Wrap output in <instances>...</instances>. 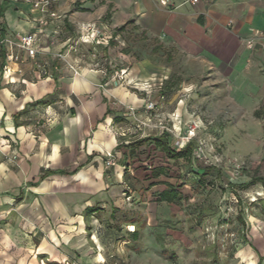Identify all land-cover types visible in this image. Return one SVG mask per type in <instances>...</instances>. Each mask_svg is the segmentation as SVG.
<instances>
[{
	"label": "rangeland",
	"instance_id": "obj_1",
	"mask_svg": "<svg viewBox=\"0 0 264 264\" xmlns=\"http://www.w3.org/2000/svg\"><path fill=\"white\" fill-rule=\"evenodd\" d=\"M88 45H81L85 58L91 59L87 61L99 60L112 75L119 67L113 65L114 52L111 60ZM121 52L118 60L128 66L135 54L129 47ZM157 62L165 65L163 71L149 72L146 86L139 79L120 84L154 103L147 114H158V125L169 129L175 149L185 145L183 140L193 141L191 157L174 161L147 143L130 151V171L121 179L91 178L82 170L72 176L53 175L45 182L44 196L23 194L0 208V242L32 240L36 264H254L253 245L264 249L256 238L264 240V188L251 179L253 174L264 175V115L257 118L253 112L264 108V79L254 86L211 65L202 77L180 80L163 56ZM137 138L133 135L129 141ZM117 157L115 153L113 165L104 163V171H123L117 166L122 154ZM205 167L210 169L202 174ZM169 184L181 195L172 203L158 198ZM83 207L93 211L87 218L75 216ZM67 209L71 216L65 214ZM28 216L38 229L30 227ZM67 217L78 218L75 227H67ZM129 225L138 228L137 238ZM6 249L15 247H0V264H17L5 255ZM21 258L24 261L26 254Z\"/></svg>",
	"mask_w": 264,
	"mask_h": 264
},
{
	"label": "crops",
	"instance_id": "obj_2",
	"mask_svg": "<svg viewBox=\"0 0 264 264\" xmlns=\"http://www.w3.org/2000/svg\"><path fill=\"white\" fill-rule=\"evenodd\" d=\"M162 1L55 0L53 9L57 17L45 18L44 25L58 27L59 35L55 39L39 37L35 58L24 49H16L19 59L7 63L4 47L0 46V208L19 200L23 194L44 196L45 182L58 173L40 179L43 169L68 171L59 174L63 176L82 170L91 178L105 175L107 180L121 179L130 171V151L147 144L132 145L129 138L161 133L160 119L155 118L158 114L152 116L154 128L131 122L125 110L131 105L137 108L138 118L147 122L146 99L122 84L111 85L109 75L103 72L109 66L100 65L99 60L89 62L91 59L81 52V72L73 74L65 61L57 57L77 37L84 23L101 21L113 29L108 46L83 44L109 57L114 52V59L110 57L113 65L127 66L118 60L124 55L122 49L129 47L130 54H135L127 66L126 83L139 79V84L146 86L150 73L163 71L165 65L157 62L160 56L173 64L180 80L202 77L211 65L219 66L220 71L228 70L237 80H249L254 86L264 79V52L248 49L243 42L251 29L264 30V0H202L194 4L184 0H166V4ZM0 13L1 35L8 38L33 33L41 25V14L31 9L30 0L5 1ZM73 58L74 54L66 56L69 61ZM189 85L194 86V82ZM205 85V81L200 84ZM163 95L159 96L161 103ZM145 96L148 100L149 92ZM39 100L42 101L37 103ZM116 104L121 107L115 108ZM115 115L122 120L115 119ZM107 152H115L117 159L122 154L117 165L124 168L122 172L118 173L116 168L104 171ZM67 210L65 214L71 216L72 210ZM75 211V216L83 218L93 209L83 207ZM28 217L30 227L38 229L34 218ZM67 220H71L68 228L79 221L74 217ZM256 238L264 247V240ZM24 243L2 239L0 247H15L11 251L6 249L5 255L15 258L13 262L17 264H36L35 243L28 239ZM253 248L254 264H258V256L263 257L264 264V249L254 245Z\"/></svg>",
	"mask_w": 264,
	"mask_h": 264
},
{
	"label": "built area",
	"instance_id": "obj_3",
	"mask_svg": "<svg viewBox=\"0 0 264 264\" xmlns=\"http://www.w3.org/2000/svg\"><path fill=\"white\" fill-rule=\"evenodd\" d=\"M5 1H16V0H0V9L1 5ZM202 0H184V2L188 3H196ZM55 0H30V6L33 11H37L41 14V25L38 26V29L30 34H25L16 39L8 38L1 35V13H0V46L4 47L5 51V60L6 62H12L19 59V55L16 53V49H24L28 51L29 56L31 58H35L38 54L39 50L37 47V42L39 37H45L50 39H55L59 35V28H48L44 25L45 18H53L57 17L56 11L53 9V4ZM163 4H166L167 1L163 0ZM231 23V21H229ZM114 31L109 26V24L105 22H88L81 25L79 33L75 39H71L66 46L65 52H59L57 57L64 60L66 66L69 70L73 72V74H79L81 72V63L82 56L81 53V45L82 44H91V45H100V46H108L113 39ZM243 42L245 46L249 49H260L264 52V30L262 29H251V34L245 38H243ZM69 54H74V58L72 61L66 60V56ZM121 62V61H120ZM104 74L107 75V69H103ZM127 67H118L114 70L112 75H109V82L111 85H119L122 80L125 79V74L127 73ZM113 85V86H114ZM155 107L152 101H148L144 104V110L148 113L153 110ZM126 112L129 116H132L135 125H150L151 117L155 114L149 113L147 115V122L143 119L138 118L136 114V108L133 106H127ZM160 128V132L169 131L168 128L164 126L158 125ZM164 129V130H163ZM186 143L185 140L182 141ZM115 162V153L107 152L105 155V164L107 166L113 165Z\"/></svg>",
	"mask_w": 264,
	"mask_h": 264
},
{
	"label": "trees",
	"instance_id": "obj_4",
	"mask_svg": "<svg viewBox=\"0 0 264 264\" xmlns=\"http://www.w3.org/2000/svg\"><path fill=\"white\" fill-rule=\"evenodd\" d=\"M42 100H39L37 103L41 102ZM253 115L257 118L261 117L264 115V108L259 107L257 109L254 110ZM115 119H118V121H121L122 118L121 116L115 115L114 116ZM136 145H142L144 143H150L152 144L155 148H158L159 150H161L163 152V154L171 160H179V159H184V158H188L191 157V155L193 154V141L189 140L188 142L185 143V145L179 149H175L171 144H170V136L169 133L166 131H163L161 133H158L156 135H149V136H145L142 137L140 139H137L136 141L133 142ZM132 143V144H133ZM210 168L205 167L203 168V173L202 174H207L208 170ZM54 173H58V174H68V171L64 170V169H58V170H51V169H43L42 170V174L40 176V179L44 178L45 176L49 175V174H54ZM251 179L253 181H256L258 183L261 184V186L264 188V175L261 174H253L251 176ZM37 183H35L36 185ZM158 198L167 202V203H172L175 200H179L181 198L180 193L175 189L174 186H172L171 184H169L167 187H165L158 195ZM264 213V212H263ZM110 215H113V212H111ZM132 226V228L130 229V231H132L131 235L133 238H137L138 237V228L136 229L133 225H129ZM164 253L167 252V250L163 249ZM174 254H172L171 257H173ZM259 257V261L258 264H262L261 261L263 259L262 256H258Z\"/></svg>",
	"mask_w": 264,
	"mask_h": 264
}]
</instances>
